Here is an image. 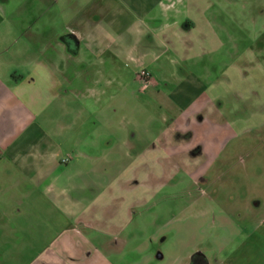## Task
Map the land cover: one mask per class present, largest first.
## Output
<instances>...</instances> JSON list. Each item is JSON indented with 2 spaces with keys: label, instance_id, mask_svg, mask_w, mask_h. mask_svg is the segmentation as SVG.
<instances>
[{
  "label": "crops",
  "instance_id": "obj_1",
  "mask_svg": "<svg viewBox=\"0 0 264 264\" xmlns=\"http://www.w3.org/2000/svg\"><path fill=\"white\" fill-rule=\"evenodd\" d=\"M81 6L73 12L72 0H37L30 6L24 4L20 17L35 10L36 20L43 26L66 20L69 33L56 38L67 56L77 57L85 47L89 59L106 57L108 64L111 58L147 65L151 86L142 87L143 93L139 90L142 98L124 94L119 103L121 116L109 108L106 117H101L105 126L99 135L111 138V145H104L102 139V144L85 143L84 139L77 142L76 137L60 131L28 132L27 124L14 131V121L6 110L13 96L36 107L69 95L61 71L53 64L44 65L40 50L23 45L13 55L38 60L18 76L6 72L0 82V264H188L196 245L172 243V235L185 234L187 229L163 226L164 219H177L179 213L172 209L153 213L122 237V226L115 222L120 215L109 213V197L101 198L106 193L100 187H108L110 179L114 180L110 170L136 168L129 156L139 159L154 147L163 135L156 130L158 122L177 123L176 132L181 133L210 103V98L204 99L213 87L180 65L195 54L198 57L219 48L220 42L210 30L217 26V16L211 13L217 7L206 0H88ZM147 24L153 27L145 30ZM194 32L196 37L191 36ZM40 34L33 41L42 43ZM206 44L212 49L207 50ZM103 62L101 74L105 72ZM75 121L73 116L69 123ZM71 139L77 161L59 149L60 140ZM112 154L123 157L116 160L109 156ZM89 169L93 172L87 174ZM89 186L97 190L89 191ZM147 199L144 195L130 202ZM94 203L100 212L90 211ZM128 208L120 211L121 217L130 218ZM146 227L150 233L142 238ZM234 235L241 240L233 237L210 244L209 253L196 264H264V220Z\"/></svg>",
  "mask_w": 264,
  "mask_h": 264
},
{
  "label": "rangeland",
  "instance_id": "obj_2",
  "mask_svg": "<svg viewBox=\"0 0 264 264\" xmlns=\"http://www.w3.org/2000/svg\"><path fill=\"white\" fill-rule=\"evenodd\" d=\"M87 1L72 0L73 12ZM206 1L217 7L211 11L217 16V26L210 30H214L219 48L213 53L193 55L180 68L213 87L206 91L204 99L210 98V103L188 127L184 125L181 133L176 132L177 123L158 122L156 130H162L163 135L156 139L154 147L139 159L129 156L136 168L110 170L114 180L109 178L108 187H100L106 193L101 198L109 197V213L120 215L115 222L122 226V237L153 213L168 209L179 213L177 219H164L163 226L187 229L185 234L172 235V243L196 245L188 264L200 262L209 253L210 244L233 237L239 241L241 236L234 235L239 229L264 220V0ZM36 2L0 0V82L8 71L18 76L34 67L32 61L36 58L13 57L27 45L34 51L40 50L39 60L44 65L58 67L69 98L32 107L13 96L6 106L15 122L13 130L27 124L28 132L60 131L76 137L77 142L84 139L85 143L94 140L102 144L103 140L104 145H111V138L102 139L99 135L105 126L101 117H106L109 108L115 110V116L122 114L119 103L124 94L134 93L142 98V87L145 90L151 86L149 67L111 58L108 64L106 57L89 59L85 47L77 57L67 56L56 38L69 33L66 20L43 26L41 21L37 22L35 10H27L29 15L20 17L24 4ZM151 27L143 26L145 30ZM38 33H42V43L33 41ZM191 36L196 37L197 33ZM206 48L212 49L211 44H206ZM46 54L50 56H43ZM102 60L105 72L101 74L98 72ZM55 79L60 81L58 76ZM135 79L139 85L133 82ZM73 116L76 121L69 123ZM59 142L61 153L75 160L74 141ZM109 156L116 160L123 157ZM91 172L87 170V174ZM127 181L128 184H122ZM90 190L97 189L89 186ZM144 195L147 202H130ZM126 207L130 209V218L121 217ZM221 210L224 215H220ZM90 211L96 213L101 209L94 203ZM142 233L143 238L150 231L146 227Z\"/></svg>",
  "mask_w": 264,
  "mask_h": 264
}]
</instances>
